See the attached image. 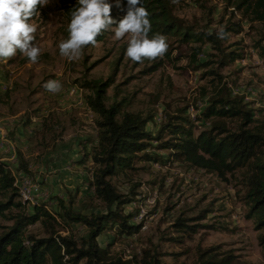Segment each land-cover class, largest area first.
<instances>
[{
    "label": "rangeland",
    "instance_id": "rangeland-1",
    "mask_svg": "<svg viewBox=\"0 0 264 264\" xmlns=\"http://www.w3.org/2000/svg\"><path fill=\"white\" fill-rule=\"evenodd\" d=\"M107 2L114 10L113 19H121L124 15L119 10L120 0ZM60 3L47 0L41 6L44 16L31 20L37 26L35 43L42 49L37 63H31L19 51L10 59L0 60V159L16 185L23 178L31 183V203L37 200L50 204L54 197L66 198L70 194L74 207L82 213L103 211V205L87 190L94 167L89 153L96 145L97 132L95 115L84 103L89 92L74 83L80 78L104 81L112 77L106 105L128 100L124 112L155 116L148 126L153 132L164 111L190 106L189 112L194 114L195 103L203 106L207 95L202 96V88L207 93L213 90L209 82L212 76L207 73L216 70L233 94L244 96V103L257 121L254 125L264 123V56L252 46L264 34V23H254L255 29H249L240 14L232 16L230 9L224 11L222 0H173V14L188 25L213 32L228 23H240L244 32L229 33L224 45L240 42L242 56L221 69L212 64L194 71L189 64V47L197 44H173L170 60L164 58L155 72L144 74L142 71L153 60L137 63L127 58L128 37L115 39V25L102 32V41L86 46L79 59L62 57L58 45L69 33ZM202 49L201 62L209 59L207 54L215 53L207 44ZM49 80H59L62 90L55 94L47 91L44 84ZM26 120L29 124L24 126ZM83 153L88 158L82 162ZM20 160L27 164L26 174L19 167ZM135 168L111 181L125 195L132 184L139 185L135 201L123 207V214L136 211L130 222L140 224V230L109 244L115 236L111 229L99 238L100 247L107 246L111 255L123 259L140 256L144 249L157 251L163 255L164 264H195L200 250L217 248L220 254L230 252L239 263L264 264V250L257 242L259 233L244 219L240 171L222 181L170 158L164 163H136ZM205 210L207 216L200 224L212 225L214 230L199 229L182 243L165 241L175 237L171 226L180 213L194 217ZM0 225L8 223L0 218ZM28 231L41 235L38 225L30 226ZM74 231L78 237L85 234L83 227L75 226Z\"/></svg>",
    "mask_w": 264,
    "mask_h": 264
},
{
    "label": "trees",
    "instance_id": "trees-1",
    "mask_svg": "<svg viewBox=\"0 0 264 264\" xmlns=\"http://www.w3.org/2000/svg\"><path fill=\"white\" fill-rule=\"evenodd\" d=\"M60 2L68 28L71 13L79 5L77 0ZM222 2L224 11L230 9L232 16L240 14L247 20L249 29H255L254 23H264V0ZM118 5L125 15L127 0H120ZM142 5L149 13V37L164 35L168 44L167 52L154 59L153 64L142 71L144 74L155 72L162 66L164 58L170 60L173 44L177 47L197 44L189 47V64L194 71L206 69L212 64L221 69L241 58L240 42L224 45L229 33L239 35L244 32L240 23L225 25L223 28L228 35L219 39L218 31L209 32L196 25H188L175 16L173 0H142ZM41 6H38L32 20L40 14L44 16ZM114 16L111 8V17ZM103 37L101 33L97 42ZM263 43L264 34L252 45L262 57ZM204 44L215 53L207 54L209 59L201 62L199 56ZM207 76H212L209 82L213 90L207 93L202 88V96L207 95L204 105L198 107L195 103L194 114L189 112L190 106L174 112L164 111L158 128L153 132L148 126L155 116L124 112L123 106L130 103L128 100L106 105L107 90L113 85L112 77L104 81L75 80L80 89L89 92L84 96V103L95 115L96 145L89 153L94 167L87 190L103 205V211L89 215L82 213L74 207V198L70 194L66 198L54 197L50 204L37 200L32 203L22 201L13 175L0 161V218L8 223L0 225V264H164L161 260L163 255L157 251L144 249L140 256L123 259L111 255L107 246L100 247L98 240L114 229L115 236L109 243L113 244L117 238L137 234L141 226L130 222L136 211L123 214V207L135 201V190L139 185L132 184L128 195H125L117 191L111 179L134 171L136 163H164L167 158L213 174L222 181L227 180V175L234 176L236 171H240L238 181L245 207L244 219L250 221L259 233L257 242L264 250V123L254 125L257 121L248 104L244 103V96L233 94L216 70H210ZM22 124L27 126L29 120ZM164 151L168 153H162ZM86 158L88 154L83 153L82 162ZM19 162L21 171L26 174L27 164L22 160ZM207 212L202 211L194 217H185L180 213L171 226L175 237L165 241L182 243L184 238H190L199 229L214 230L212 225L200 224ZM36 225L40 227L41 235L28 231L30 226ZM75 226L83 227L85 234L78 237ZM195 264L245 263L236 261L230 252L220 254L217 248H211L200 250Z\"/></svg>",
    "mask_w": 264,
    "mask_h": 264
},
{
    "label": "clouds",
    "instance_id": "clouds-1",
    "mask_svg": "<svg viewBox=\"0 0 264 264\" xmlns=\"http://www.w3.org/2000/svg\"><path fill=\"white\" fill-rule=\"evenodd\" d=\"M46 3L47 0H0V60L10 59L19 51L31 63L38 62L42 49L35 43L37 26L31 20L38 6ZM77 3L79 6L72 11L68 24L69 35L58 45L62 57L79 59L83 49L94 46L97 37L113 25L115 39L128 37L125 54L131 61L154 60L167 52L166 36L149 37L151 23L142 0H127L126 14L118 21L111 17L112 6L107 0H77ZM227 35L220 27L217 37L225 39ZM44 88L55 94L62 90V84L59 80H49Z\"/></svg>",
    "mask_w": 264,
    "mask_h": 264
},
{
    "label": "built area",
    "instance_id": "built-area-1",
    "mask_svg": "<svg viewBox=\"0 0 264 264\" xmlns=\"http://www.w3.org/2000/svg\"><path fill=\"white\" fill-rule=\"evenodd\" d=\"M19 190H22L25 192L27 201L31 202L32 198H31V183H27L26 180H24V178L22 179V182L20 185H18Z\"/></svg>",
    "mask_w": 264,
    "mask_h": 264
},
{
    "label": "bare ground",
    "instance_id": "bare-ground-1",
    "mask_svg": "<svg viewBox=\"0 0 264 264\" xmlns=\"http://www.w3.org/2000/svg\"><path fill=\"white\" fill-rule=\"evenodd\" d=\"M19 193H20L21 200H22V201H25V200L27 199V198H26V195H25V192L22 191V190H19ZM142 229H144V228H142Z\"/></svg>",
    "mask_w": 264,
    "mask_h": 264
},
{
    "label": "crops",
    "instance_id": "crops-1",
    "mask_svg": "<svg viewBox=\"0 0 264 264\" xmlns=\"http://www.w3.org/2000/svg\"><path fill=\"white\" fill-rule=\"evenodd\" d=\"M12 160H13V158H12ZM0 161H2L1 159H0ZM56 190V189H55Z\"/></svg>",
    "mask_w": 264,
    "mask_h": 264
}]
</instances>
